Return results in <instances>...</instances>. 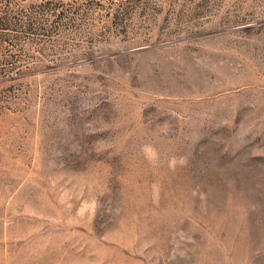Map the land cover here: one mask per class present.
I'll list each match as a JSON object with an SVG mask.
<instances>
[{"label": "rangeland", "instance_id": "374dc122", "mask_svg": "<svg viewBox=\"0 0 264 264\" xmlns=\"http://www.w3.org/2000/svg\"><path fill=\"white\" fill-rule=\"evenodd\" d=\"M0 264H264V0H0Z\"/></svg>", "mask_w": 264, "mask_h": 264}]
</instances>
